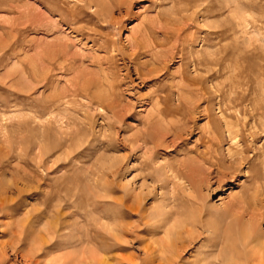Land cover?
Masks as SVG:
<instances>
[{
    "label": "rangeland",
    "instance_id": "1",
    "mask_svg": "<svg viewBox=\"0 0 264 264\" xmlns=\"http://www.w3.org/2000/svg\"><path fill=\"white\" fill-rule=\"evenodd\" d=\"M88 1L0 0V205L20 203L13 218L0 216V264H46L65 253L59 247L25 261L9 243L32 254L60 228L61 204L72 196L92 199L96 185L95 192L111 191L107 205L89 210L102 221L104 243L113 220L138 204L151 222L174 213L184 246L202 232L191 224L198 218L226 216L224 234L235 220L256 214L264 233V0ZM61 42L68 58L76 57L56 54ZM150 129L160 139L145 136ZM196 152L220 161L195 160L186 165L196 168L189 178L181 163ZM17 168L25 180L15 193H3L20 177ZM197 197L203 205L192 204ZM162 205L167 215L158 214ZM16 221L30 228L20 243L6 234L5 225ZM80 225L65 229L59 244L74 240ZM165 228L144 233L147 242ZM143 244L121 253L126 264H153ZM219 248L229 253L225 240ZM191 252L189 260L198 254Z\"/></svg>",
    "mask_w": 264,
    "mask_h": 264
},
{
    "label": "bare ground",
    "instance_id": "2",
    "mask_svg": "<svg viewBox=\"0 0 264 264\" xmlns=\"http://www.w3.org/2000/svg\"><path fill=\"white\" fill-rule=\"evenodd\" d=\"M89 1L91 2L92 0H89ZM97 7H99V6H97ZM52 8L56 9L55 6H52ZM78 32H79V30H78ZM81 35H83V34H81ZM61 43L62 44H58V43L55 44L56 47H54V48H56V50L58 49L56 54L64 56L65 59L71 58L73 56V54L71 53L72 56H69V58H68L69 53L66 52V50H68L67 49L68 45L65 42L64 43L66 45L63 42H61ZM53 46H54V44H53ZM64 48L66 50H64ZM136 55H137V53H136ZM133 57H136V56L134 55ZM133 57H131L132 61H133ZM67 59L65 61H67ZM135 60H137V58ZM135 60H134V62H135ZM51 68H52V66H51ZM158 110H159L160 114H164L166 111L163 108L162 109L158 108ZM160 118H162V117H160ZM152 123H154V122L152 121L151 124ZM144 134H145V136H146V134H147V136H150L151 139H154L155 137L157 139H160L158 134H156V132H154L152 129L146 131V133H144ZM40 143H41V141H40ZM37 144L38 143H36V145ZM41 145H42V143H41ZM155 148H157V145H155V147H152V149H155ZM151 151L153 152V150H151ZM23 153L25 155L26 154L28 155V151L26 149L23 150ZM18 155L19 156H17V157H18L19 163H21V164L24 163L23 165L28 166V159L26 158L27 156L20 155L19 153H18ZM36 158H38V157H36ZM216 158H217V161H220V159L218 157H216ZM195 160L205 161V163L209 162L212 165H215L217 162V161L215 162V161L209 159V157L207 156L206 153L196 152L195 159H192V161L189 160L190 161L189 163L188 162L181 163V167H184V168H182L184 175L189 176V178H191V176L188 173L194 174L196 168L194 166L186 167V165L188 166V164H190V163L195 164V162H196ZM230 160H231V158H230ZM236 162H239V161L236 160ZM232 163H235V162H232ZM177 165H178V163H177ZM174 167H176V166H174ZM181 167H178L177 173H180ZM17 170H18V168H17ZM20 170H18V175L20 177L17 178V180H15L14 182H9V184H7L5 186V188H3L4 190H6V191H3V193L4 192L7 193V192L12 191V190H14V193H15L17 181L18 180L19 181L25 180L26 173L24 172L22 175ZM22 171H24V170H22ZM207 173H208V171H207ZM210 176L211 175H209V177ZM222 176H225V174ZM234 176H232V177H234ZM38 177H39V180H37L36 189H39V191H40V188H41V186H40L41 180L40 179H43L44 176L38 175ZM228 177H229V175H228ZM228 177H226L225 179H228ZM206 178H207V176H206ZM201 179H203V178H201ZM218 179H220V178H218ZM68 181H70V180L68 179ZM201 182H204V181H201ZM93 186H95V185H93ZM96 186L93 188L91 187L92 189L89 188L90 190L94 191V193H91V194H93V195L97 194L96 196L92 197V199H85L84 198L85 200L83 199L84 200L83 202H78L77 198L75 196L74 197L72 196L68 201L61 204L60 216L63 219L59 220L60 221V228L56 229L54 232H52V230L48 231L50 238L48 237L47 239H42L41 240L42 242L40 244L36 243V245H38V246H34V250L32 251V254H29V253L27 254L25 252V250H23V248H24L23 244H21L22 246L21 245L17 246V243L12 242L11 239L10 240L12 243H9L10 244L9 250H12L15 257L21 256L22 259H24L25 261H28V260L30 261L32 258H34L33 260L39 261V259H37L35 257L40 252H41L40 256L45 257L51 251H54L57 248L59 249V247H60V249H66L65 253H63L62 255H56V256L51 257L46 262V264H126L125 263L126 258L124 256L125 254H121L122 252H126L128 250H136L137 251L138 247H136V244L141 245L144 242L148 241V238H146L144 236V233H146V232H149L150 234L151 233H159L160 231H162V229L167 227L169 221L173 220L174 222L173 221L171 222L172 226L170 225L171 226L170 228H165V231H164L165 235L164 236H162L158 239L153 238L151 243L147 242L146 244L144 243L142 245L141 249L144 250L145 254L149 255L150 261L153 264L154 263H156V264H264V233L260 231L259 226L257 224V222H258L257 219H254V218H257L256 214L254 216H251L248 220H245V219H241V220L239 219L238 220L237 218H234V219H237V221L235 220L234 223L229 224L228 229L226 232H224V234L219 230V228H220L221 224H224V223H226V221H228L225 218L226 214H224L225 217L222 216V218L225 220L212 221L211 219H204V218L203 219L198 218L196 220L192 219V220H194L191 223L192 226L198 227L200 229V231H202V232H198V234L196 236H192L189 239H187L189 249H186V247L188 245L187 246L182 245L184 243L183 238H185L186 236L182 237L178 232L179 231L178 229L180 228L179 220L175 219L174 213L170 216L169 220H167V218L169 216L167 215V212H165L163 210V207H164L163 205L161 207H158V209H159L158 214L159 215L166 214L167 216L163 220H159L156 222H151L150 220H146L145 211H143V209H142L143 207H141L142 205L138 204V205H131L129 207L125 206L126 211L124 210L122 214L120 213L121 215L119 217V221L115 224L116 221L113 220L114 223H112V226L109 229L105 230L107 232V234L109 235V236L108 235L107 236L110 237L111 241H110V243H107V242L104 243L103 239H105L107 237H105V235H103V233L101 232V230H100L101 226L99 227V225L102 224V221H97L96 218H98V215L92 214V216H90L89 214L92 213V210L94 208H97L98 206L103 205L105 203L107 205V202L109 200L106 201L107 199L105 200V198L108 196V194L111 191L110 192L107 191L106 193L103 192L101 194V193L95 192V190L98 189ZM84 191H85V189H84ZM84 191H81V192L75 191L74 195H76V193L77 194L80 193L81 195L86 196V192H84ZM17 192H19V191L17 190L16 193ZM42 192H43V190H42ZM243 199L245 200V198H243ZM5 200H6V202H3L0 205V216L6 217V218L7 217L13 218L14 216H16L20 212V203H19V201H15L14 199H10V200L5 199ZM121 200H122V198H121ZM127 200H128V198H127ZM120 202H122V201H120ZM191 202H192V204L194 203L196 205L201 203L198 197L193 198V200ZM110 203L111 202H109L108 205H110ZM124 203H126V202H124ZM202 205H199L200 206L199 208H201ZM165 209H167V208L165 207ZM258 209H260V208H258ZM89 210L91 211V213H89ZM96 210L97 209H95V211ZM171 211L174 212V209ZM168 212H170V211H168ZM258 212H259V210H258ZM203 214H204V212H203ZM263 214H264V212H263ZM105 215H104V218H105ZM101 216L99 217V219H101V218L103 219V216L102 217ZM110 216L112 217V215H110ZM134 216H137V218H138L137 222L125 223L122 221L124 217L131 219V217L134 218ZM41 217L42 216L38 215L36 217L35 221L36 222L40 221ZM65 217H73L75 220L71 224L70 222L65 220ZM114 219L116 220V217ZM232 221H234V220H232ZM79 224H81L80 227L83 229L78 230V232L76 233V235L78 234V236L72 241L64 240V241H62L61 244H59L58 239L60 238L61 234H63V231H65V229H67L69 227H72L73 225L78 226ZM113 224H115V225H113ZM54 226H55V224H54ZM5 227H6V231H8V233H6V234L7 235L9 234L10 236H14V238L18 239L19 243H20V241L21 242L24 241L25 237H27V235L30 232V228H28L24 223H17V221H16V224L7 223L5 225ZM183 233H184V230H183ZM80 234H82L83 236H81ZM190 234H192V233H190ZM224 240L226 241V248L229 251V253H227V255L223 253L224 252L223 249L221 250L222 247L219 248V244L221 242H224ZM99 242L104 243V244L100 245V244H98ZM178 243H181V245H180L181 247L179 245H178L179 247H177ZM8 245H6V246H8ZM90 245H91V247H89ZM191 251H195L198 253L197 256H195L193 258V260H189L186 257V255ZM216 252H218V253H216ZM33 260L31 261V263L33 262ZM144 260H145V258H144ZM146 262H147V260H146ZM141 264H142V262H141Z\"/></svg>",
    "mask_w": 264,
    "mask_h": 264
}]
</instances>
